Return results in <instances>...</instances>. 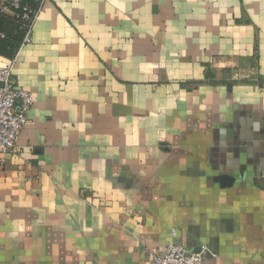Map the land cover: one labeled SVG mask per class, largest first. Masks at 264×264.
Instances as JSON below:
<instances>
[{
	"label": "crops",
	"instance_id": "obj_1",
	"mask_svg": "<svg viewBox=\"0 0 264 264\" xmlns=\"http://www.w3.org/2000/svg\"><path fill=\"white\" fill-rule=\"evenodd\" d=\"M32 38L0 17V264H264V0H47Z\"/></svg>",
	"mask_w": 264,
	"mask_h": 264
},
{
	"label": "built area",
	"instance_id": "obj_2",
	"mask_svg": "<svg viewBox=\"0 0 264 264\" xmlns=\"http://www.w3.org/2000/svg\"><path fill=\"white\" fill-rule=\"evenodd\" d=\"M47 0H0V16L24 33L23 45L32 42L35 24ZM1 36L4 37L3 34ZM16 58L8 66L0 67V154L15 152L34 104L33 94L18 88L13 82ZM215 256L212 250L201 246L188 250L180 241L173 240L159 252L150 253L154 264H204Z\"/></svg>",
	"mask_w": 264,
	"mask_h": 264
},
{
	"label": "trees",
	"instance_id": "obj_3",
	"mask_svg": "<svg viewBox=\"0 0 264 264\" xmlns=\"http://www.w3.org/2000/svg\"><path fill=\"white\" fill-rule=\"evenodd\" d=\"M0 17H2V16H0ZM2 18H4V17H2ZM4 19H6V18H4ZM6 21H7V20H6ZM7 23H9V24H11V25L13 26V24H12L11 22H8V21H7ZM22 33H23V32H22Z\"/></svg>",
	"mask_w": 264,
	"mask_h": 264
}]
</instances>
